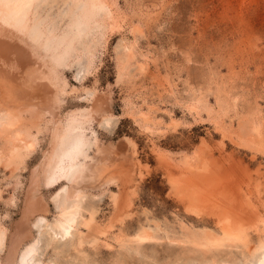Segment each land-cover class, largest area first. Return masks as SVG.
Masks as SVG:
<instances>
[{
    "label": "rangeland",
    "instance_id": "374dc122",
    "mask_svg": "<svg viewBox=\"0 0 264 264\" xmlns=\"http://www.w3.org/2000/svg\"><path fill=\"white\" fill-rule=\"evenodd\" d=\"M111 2L116 6L111 27L92 19L83 22L81 3L76 8L69 0H39L32 7L39 21L67 39L61 45L64 62L57 74L67 85L58 94L55 120L64 122L69 111L91 108L99 95L104 115L91 123L80 116L79 129L69 141L84 134L83 151L89 155H94L95 141L104 149L117 148L122 153L115 161L129 165V181L122 188L108 184L87 189L79 201L76 223L65 235L54 219L62 204L72 207L74 203L65 198L66 185L74 175V170L69 172L63 183L66 188L58 195L54 189L58 185L43 190L46 196L51 194L49 210L31 217L30 235L19 250L32 245L27 264H246L255 260L264 249V0ZM102 13L99 10V16ZM87 52L94 54L91 64ZM32 108L20 112L37 137L36 147L18 168L0 163V226L6 229L0 264L5 263L20 220L32 171L48 147L51 121H47L52 116ZM2 142L0 137V148ZM184 160L194 165L212 161L219 175L226 168L225 175L232 174L236 182L240 178L242 200L253 203L260 215L249 232V252L239 243L205 238L221 235L216 221L188 211L169 180L181 173ZM190 168L188 177L198 180L196 170ZM111 191L121 193L119 212ZM91 210L96 211L100 233L86 237L87 227L81 222ZM117 213L118 218H113ZM142 228H149L151 237L142 238ZM80 232L82 245L76 244Z\"/></svg>",
    "mask_w": 264,
    "mask_h": 264
},
{
    "label": "bare ground",
    "instance_id": "6f19581e",
    "mask_svg": "<svg viewBox=\"0 0 264 264\" xmlns=\"http://www.w3.org/2000/svg\"><path fill=\"white\" fill-rule=\"evenodd\" d=\"M38 1L0 0V114L4 117L3 120H0V137L3 139L0 148V163L7 167L18 168L19 164L24 162L37 145V137L32 133L31 127L23 123L20 112L24 110L23 107L25 109L33 107V110L39 112L47 110L52 116L47 121H51L48 147L44 151L42 160L30 176L24 207L16 229L10 238L4 264H27L33 247L31 244L23 249L20 248V250L19 247L30 235L31 217L37 212L46 213L49 210L51 194L46 196L43 190L49 191L58 185L57 188H54L56 189L55 195H58L65 187L63 183L65 180L67 181L69 172L74 170V175L66 185L65 198L74 200V203L72 207H65V204H62L54 219L65 235L70 233L76 223L79 201L87 189L108 184H115L119 188L122 184H126L125 182H128L130 177H128L129 165L125 161H119V164L115 161L122 153L117 148L114 150L105 146L106 149H104L95 141L94 155H89L83 151V147L86 145L84 134L80 133L72 138V142L69 141L72 132L79 129L80 125L78 126L76 122L79 121L80 116L91 123L98 116L104 115L103 100L99 95L93 100L91 108H84L83 111L78 108L69 111L64 122L55 120L58 115V94L64 93L67 85V82L57 75L58 67H61L64 62L62 49L65 47L61 45L67 39L60 38V34L56 32L57 29H50L46 23L36 18V7L33 8L32 5L38 4ZM69 1L71 7L76 8L81 3L80 12L83 22L92 19L95 24H102L104 27L115 25L116 11L114 8L116 6L113 8L112 0ZM99 10H103L100 16ZM78 14L80 13L78 12ZM117 17L119 19V16ZM72 46L77 50L75 44ZM91 52L93 51L91 50ZM87 56H89L88 63H93L94 54L87 52ZM140 115L143 119L147 118L142 111ZM146 128L149 129L148 126ZM159 158L161 162L164 161L161 154ZM211 162L200 161L194 165L188 160H184L181 173L169 176L170 183L172 187L177 188L179 198L188 211L197 215H210L216 221L221 235L214 236L213 239L207 236L209 238L205 237L207 240L239 243L249 252L252 247L249 245V232L252 228H256L260 217L259 211L253 203L247 205L244 203L245 200H242L241 187L240 184H237L240 178L236 182L237 178L235 179L232 174L226 173L227 175H225L226 168H224V175H219L215 172ZM189 167L196 170L198 180L193 181L188 177ZM221 171L223 172V170ZM240 171H238L239 175L242 174V170ZM120 195L119 192H110L116 212H119ZM91 211L90 217L81 222L87 227L86 237L100 233L94 215L96 211ZM113 218H118V213ZM5 231L6 229L0 226V244ZM81 233L76 241L78 245H82L84 242ZM139 234L142 238L147 239L151 237V230L142 228ZM18 258L19 261H17ZM246 264H264V249L255 260H250Z\"/></svg>",
    "mask_w": 264,
    "mask_h": 264
}]
</instances>
